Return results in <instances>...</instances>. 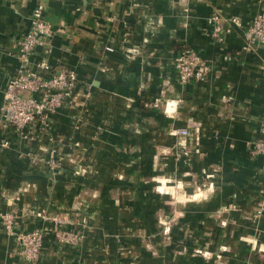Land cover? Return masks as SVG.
Masks as SVG:
<instances>
[{"label":"crops","instance_id":"1","mask_svg":"<svg viewBox=\"0 0 264 264\" xmlns=\"http://www.w3.org/2000/svg\"><path fill=\"white\" fill-rule=\"evenodd\" d=\"M38 4L55 35L34 59L74 68L80 86L51 116L59 170L29 159L49 156L46 137L0 146V215L18 214L15 235L0 221V264H26L16 234L47 225L31 209L66 215L83 234L79 245L46 234L42 264H264V157L250 150L264 113V46L243 50L240 28L222 43L203 30L215 13L247 24L264 0H0V114L19 65L14 42ZM186 48L210 62L206 82H179L173 60ZM169 179L190 195L178 197L188 223L160 243L135 220L163 209L141 203H151L152 180Z\"/></svg>","mask_w":264,"mask_h":264},{"label":"built area","instance_id":"2","mask_svg":"<svg viewBox=\"0 0 264 264\" xmlns=\"http://www.w3.org/2000/svg\"><path fill=\"white\" fill-rule=\"evenodd\" d=\"M206 22L203 30L217 42H225L227 35L234 28H240L243 31V50L251 51L255 47L264 46V11L256 14L247 24L237 16L225 19L219 13L210 16ZM208 26L212 27L211 30ZM54 35L55 29L45 16L44 5H36L28 16L25 31L14 42V55L19 65L16 74L8 79L4 89V102L0 114V126L4 136L0 138V146L10 148L14 136L28 144L39 142L46 137L50 146L43 144L42 151L48 152L49 156L44 157L35 153L29 159L34 163L43 162L47 167L57 171L62 167L65 156L60 155L54 146L56 140L51 131V116L74 99L80 83L74 68L55 65L47 57L34 59L40 47L44 49L45 54L50 52V40ZM231 57L227 54L225 59ZM173 67L181 84L190 81L206 82L212 69L210 62L192 48L182 50L173 60ZM158 103L159 99H156L155 105ZM171 108L172 104L167 103L165 111H172ZM86 111L89 113L88 109H84L77 116L78 122L83 120ZM178 132L189 134L187 128H182ZM250 150L253 156L264 157V113L258 136L251 143ZM77 173H80V170ZM30 213L47 222V225L16 234L20 244L19 251L26 264H42L43 242L48 233L54 234L61 245L81 243L83 239L81 229H67V226L75 225L68 216L38 209H31ZM261 213L262 210H259L253 217ZM0 221L7 233L15 235L14 228L18 221L16 212L1 214Z\"/></svg>","mask_w":264,"mask_h":264},{"label":"rangeland","instance_id":"3","mask_svg":"<svg viewBox=\"0 0 264 264\" xmlns=\"http://www.w3.org/2000/svg\"><path fill=\"white\" fill-rule=\"evenodd\" d=\"M89 114L91 115V112L89 111ZM80 128V127H79ZM97 132H103L101 129H98ZM154 185V194L151 200V203H141V210H144V207H147L148 205L152 204V206L156 207V210L159 208H163L158 214H156L154 217L151 218H139L135 220V226L139 227H149L153 230H155V236H152L153 239L155 238V241L157 242H176V226L178 225H187L188 220L184 218H179L177 216L178 209H180L181 206H184L183 203L180 202L179 198L182 196L184 199V202L187 200H190V195L186 194L184 192L185 187L182 185L176 184V181L173 179L172 181L169 179L167 181H162L161 183L152 180ZM168 184V188L160 189V185H163L164 187ZM170 185V186H169ZM167 187V186H166ZM168 195V200L166 201V205L160 204L159 200L156 198H159L160 195L162 197L164 195ZM188 198V199H186ZM149 202V201H148ZM163 211V212H162ZM166 211V212H165ZM183 225V226H184ZM179 237V236H178ZM185 239L187 238L190 240V237L188 235L184 236Z\"/></svg>","mask_w":264,"mask_h":264}]
</instances>
